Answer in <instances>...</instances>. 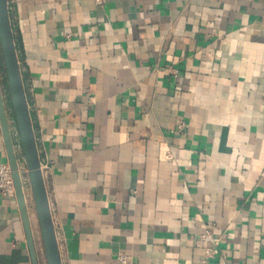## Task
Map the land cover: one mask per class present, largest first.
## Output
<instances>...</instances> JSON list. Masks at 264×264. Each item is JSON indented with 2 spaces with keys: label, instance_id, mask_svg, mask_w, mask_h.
<instances>
[{
  "label": "crops",
  "instance_id": "0c3cea01",
  "mask_svg": "<svg viewBox=\"0 0 264 264\" xmlns=\"http://www.w3.org/2000/svg\"><path fill=\"white\" fill-rule=\"evenodd\" d=\"M7 1L62 264H196L207 229L208 264H264V0ZM0 264H34L16 196Z\"/></svg>",
  "mask_w": 264,
  "mask_h": 264
},
{
  "label": "water",
  "instance_id": "95a60500",
  "mask_svg": "<svg viewBox=\"0 0 264 264\" xmlns=\"http://www.w3.org/2000/svg\"><path fill=\"white\" fill-rule=\"evenodd\" d=\"M0 53L3 60L10 103L18 128L21 151L23 154L22 159L26 165L27 178L25 179H27L30 186L47 264H62L27 98L20 74L19 61L13 38L7 0H0ZM0 122L7 146L9 164L13 171L16 198L18 200L21 214L25 223L33 262L34 264H38L26 204L25 191L27 182L24 183V176H22L18 170L19 159L16 155L9 129V122L4 98L2 95L1 83Z\"/></svg>",
  "mask_w": 264,
  "mask_h": 264
},
{
  "label": "built area",
  "instance_id": "2783aa9c",
  "mask_svg": "<svg viewBox=\"0 0 264 264\" xmlns=\"http://www.w3.org/2000/svg\"><path fill=\"white\" fill-rule=\"evenodd\" d=\"M97 2L102 3L103 0H97ZM67 37H71V34H66ZM185 125V121L181 120L179 123V130H182ZM18 170L20 174L23 176L24 171L26 170V165L23 162H19ZM24 183L27 180L23 177ZM27 185V183H26ZM16 196V189L13 179V171L9 162H1L0 163V197H14ZM212 239V245L206 247L204 256L200 259L196 264H208L209 260L213 258L217 251L218 246L220 244V239L214 236L210 229H207L204 234L201 235L199 241L202 242L205 239ZM116 260L119 264H134V258L131 254L125 251H119L116 255Z\"/></svg>",
  "mask_w": 264,
  "mask_h": 264
},
{
  "label": "rangeland",
  "instance_id": "374dc122",
  "mask_svg": "<svg viewBox=\"0 0 264 264\" xmlns=\"http://www.w3.org/2000/svg\"><path fill=\"white\" fill-rule=\"evenodd\" d=\"M0 63L2 65V69H3V83H4V87H5V91H6L5 94L7 95V100L9 102V104H10L9 90H8V85H7V81H6L5 70H4V65H3V60H2L1 54H0ZM11 110H12V107H11ZM23 176H24V178H27V172H26V170L24 171V175ZM27 187L30 189V186H29L28 181H27Z\"/></svg>",
  "mask_w": 264,
  "mask_h": 264
}]
</instances>
